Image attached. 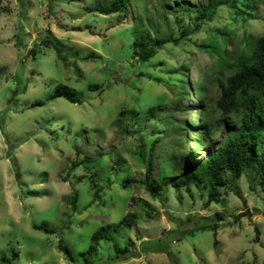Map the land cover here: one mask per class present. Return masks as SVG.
<instances>
[{
  "label": "clouds",
  "instance_id": "clouds-1",
  "mask_svg": "<svg viewBox=\"0 0 264 264\" xmlns=\"http://www.w3.org/2000/svg\"><path fill=\"white\" fill-rule=\"evenodd\" d=\"M0 264H264V0H0Z\"/></svg>",
  "mask_w": 264,
  "mask_h": 264
}]
</instances>
